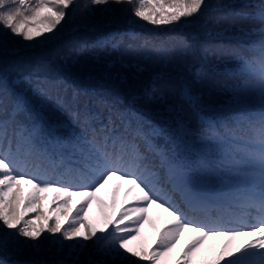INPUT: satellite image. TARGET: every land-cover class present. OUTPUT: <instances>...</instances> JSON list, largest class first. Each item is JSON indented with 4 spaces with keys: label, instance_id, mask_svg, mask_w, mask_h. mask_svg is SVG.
<instances>
[{
    "label": "trees",
    "instance_id": "16d2710c",
    "mask_svg": "<svg viewBox=\"0 0 264 264\" xmlns=\"http://www.w3.org/2000/svg\"><path fill=\"white\" fill-rule=\"evenodd\" d=\"M30 2L34 4L35 0ZM262 2L264 0H202L201 9L189 22L152 25L135 18L128 4L94 5L90 0H73L66 10V21L58 26L62 30L47 42L37 44L33 41L34 46L26 47L29 42L0 27V40L6 43V47L0 46V87L9 89L11 100L23 102V110L16 113L15 121L28 128L43 124L40 136L45 143L54 125L73 128L74 113L79 117L86 110L89 116L95 117L90 125L96 129L109 125L111 118V137L116 141L113 144L110 138L106 150L123 151L125 167L130 160L132 169L129 171L140 176L155 168L150 159L157 152L183 159L188 166H194L198 155L206 148L213 155L227 145L255 150L259 147L261 128L248 121L247 112H264V107L255 97L241 101L234 93L248 84L243 66L245 62L257 59L259 43L264 39V22L260 19ZM38 81L49 90L50 96L34 92ZM186 90L195 98L194 103L186 99ZM58 99L64 100L67 106L61 108ZM117 110L134 116L121 118L116 114ZM8 111H12L11 104ZM6 119L9 116L0 113V121ZM81 125L82 120L77 119L73 130L83 139L84 127ZM56 134L67 137L69 131L58 128ZM121 140L127 141L123 148ZM100 141L103 143V137ZM130 145L134 147L132 151ZM9 149L17 160V170L29 177L35 175L39 179L61 183L89 184L98 174L99 154L90 153L88 158L76 154L58 167V157L46 159L31 153L14 125L8 128V137L0 141V154ZM68 168L77 170L84 179L78 178L77 171L68 173ZM165 170L161 168L154 193L178 209L186 220L196 224L194 216L183 212L177 198L167 194ZM251 170L241 166L231 171L225 169L211 177L193 172L186 179L190 185L205 187L209 183L225 188L239 178L245 179ZM20 187L22 208L23 199L32 189L26 183ZM115 188L109 181L96 193L87 209L88 222L92 225L103 226L106 214L116 213L119 218L121 204L117 209L114 205L109 208L110 191L115 194ZM72 190L94 189L74 187ZM42 195L52 202L51 207L42 210L55 216L51 210L59 204V201L53 202L55 194ZM82 200L81 196H73L68 210ZM98 202L104 206L102 210L91 208ZM152 209L163 211L155 206L149 210ZM164 214L154 221L161 223L169 217ZM35 215L29 213L25 219ZM154 221L148 220L144 224L143 233L141 231L132 244L147 239L146 250L155 246L161 228L157 232ZM6 233L14 234L7 236L6 246L0 243V264H58L62 260L65 264H89V257L94 261L102 258L92 246L93 241L87 242L89 247L83 252L69 255V245L76 241L63 240L60 234L53 237L45 232L39 241H32L14 230L0 227V240ZM194 235L184 232L166 258L167 264H173L186 241ZM54 238L62 242V248L60 244L52 243ZM214 241L209 240L206 247H214L217 243ZM33 244L39 246L32 247ZM211 248L201 249L195 259L200 262L206 258ZM126 257L125 261L117 258L118 264H149L130 254Z\"/></svg>",
    "mask_w": 264,
    "mask_h": 264
},
{
    "label": "snow or ice",
    "instance_id": "6c2138e0",
    "mask_svg": "<svg viewBox=\"0 0 264 264\" xmlns=\"http://www.w3.org/2000/svg\"><path fill=\"white\" fill-rule=\"evenodd\" d=\"M90 3L94 5L128 4L135 18L152 25H169L182 20L187 23L202 7V0H90ZM72 4L73 0H35L34 4L30 0H0V27L29 42L26 47L34 46L31 43L33 41L37 44L47 42L54 39L58 31L62 30L58 29V26L66 21L68 15L66 10ZM260 8V19L264 22V2L260 4ZM0 46L6 47V43L0 40ZM243 74L248 77L249 82L245 87L235 91V97L241 101L248 97H255L264 107V39L259 43L257 59L253 62H245ZM34 92L41 96H50L49 90L39 81ZM185 97L195 102V98L190 96L187 90ZM9 104L12 105L11 113L8 111ZM58 105L61 108L67 106L62 99H58ZM21 110H23V102L19 99L11 100L9 89L0 87V113L9 116V119L0 121V141L8 137V128L14 125L18 129V135L27 142L31 153L46 159L58 157V167L65 159L70 160L76 154L85 158H88L90 153L99 154L98 174L89 184L61 183L39 179L35 175L29 177L17 170V160L10 149L4 151L0 154V222H2L0 227L14 230L15 233L32 241H39L45 232L53 237L60 234L63 240L76 241L75 244L69 245V255H72V252H83L89 247L87 242L93 241L92 246L102 258L94 261L89 257V264H118L117 258L120 261L127 260L125 254L148 261L149 264H167L166 258L186 231L195 235L185 244L176 264H264V220L248 226V230L239 227L222 230L218 227H206L189 222L172 204L156 195L142 176L126 169L123 151L106 150L110 138L113 144L116 141L115 137H111V118L109 125H101L99 129H96L90 125V121L95 117L89 116L86 110L79 117L74 113L73 128L77 119L82 120L83 139L77 137L73 128H69L68 125H54L49 133L48 142L45 143L40 136L42 123L28 128L15 121L16 113ZM116 114L121 118L134 116L131 113H120L118 110ZM177 122L183 127L182 122L179 120ZM259 123L261 134L258 139L259 147L255 150L227 145L219 149L217 155H213L211 150L206 148L202 155H198L194 166H188L183 159H175L161 152V166L166 169L169 181L179 190L190 195L186 178L193 172L211 177L219 175L225 169L231 171L241 166L258 169V171L247 173L256 178L259 189L250 193L248 199L258 201L264 208V112L261 114ZM58 128L67 129L69 136L61 137L56 134ZM101 137H103V143L100 141ZM126 143V140H121V147L123 148ZM190 150L195 151V149ZM240 153L243 155H238ZM74 171L77 170L67 169L68 173ZM77 176L84 179L78 171ZM113 179L131 185L129 192L135 193L133 196L135 206L122 209L118 219L116 213L106 214L104 225L98 228L88 222L87 209L96 197V193ZM22 183L31 185L32 190L23 199L21 208L20 186ZM74 187L94 190L74 191L72 190ZM46 193L55 194L54 203L59 201L57 208L52 210L56 213L55 216L46 214L42 210V200L45 199L42 194ZM217 195L227 196L228 193H217ZM73 196H81L83 200L70 217L68 205ZM152 206L162 208L171 217V222L160 230L155 246L148 250H134L130 245L139 238L141 229L148 222V212ZM33 212L36 213L34 218L25 219L29 213ZM66 224L68 227H65ZM121 225L125 226L121 227ZM110 226L111 231H109ZM12 234L14 233H6L0 243L6 246L7 236ZM218 238H223L224 243L214 258L198 262L195 257L204 243ZM244 238H247L244 243H238ZM52 243L63 247L59 239L54 238ZM38 246V244L32 245V247ZM58 264H65V261H59Z\"/></svg>",
    "mask_w": 264,
    "mask_h": 264
},
{
    "label": "rangeland",
    "instance_id": "374dc122",
    "mask_svg": "<svg viewBox=\"0 0 264 264\" xmlns=\"http://www.w3.org/2000/svg\"><path fill=\"white\" fill-rule=\"evenodd\" d=\"M99 201H101V200H99ZM51 205H52V202L49 200V198L47 197V198H45L44 200H43V202H42V208L44 209V210H46V206H49V207H51ZM103 205L101 204V202H98L97 203V206H93V207H91V208H93V209H95V210H97V209H103V207H102ZM54 209V207L51 209V210H53ZM70 209H71V207L69 208V212H70ZM54 212V211H53ZM55 213V212H54ZM101 215H104V213H102ZM99 227H102L100 224H99ZM144 229V228H143ZM143 229H141V231H142V233H143ZM144 235V234H143ZM89 244V243H88ZM148 244V242H147V239H144L143 241H141L139 244H137V245H134V244H131L130 245V247H132L134 250H137V251H139V250H141V249H144V250H146V245ZM126 255V254H125ZM136 258V257H135Z\"/></svg>",
    "mask_w": 264,
    "mask_h": 264
}]
</instances>
